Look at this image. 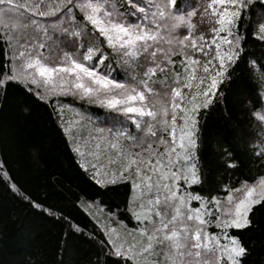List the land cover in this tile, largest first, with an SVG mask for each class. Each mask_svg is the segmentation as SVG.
<instances>
[{"label": "snow or ice", "instance_id": "obj_1", "mask_svg": "<svg viewBox=\"0 0 264 264\" xmlns=\"http://www.w3.org/2000/svg\"><path fill=\"white\" fill-rule=\"evenodd\" d=\"M251 6L252 0H0V43L12 53L11 74L6 70L0 85L31 86L41 100L77 96L123 115L138 130L76 121L64 128L69 135L76 130L75 151L96 161L97 184L128 182L137 226L108 241L126 264L246 259L239 236L226 230L252 224L250 213L264 203V175L228 188L223 199L185 186L199 183L197 114L213 103L239 58L238 26ZM253 35L264 41V21ZM112 58L130 81L103 70ZM226 164L236 166L231 157ZM210 224L220 232H210Z\"/></svg>", "mask_w": 264, "mask_h": 264}, {"label": "trees", "instance_id": "obj_2", "mask_svg": "<svg viewBox=\"0 0 264 264\" xmlns=\"http://www.w3.org/2000/svg\"><path fill=\"white\" fill-rule=\"evenodd\" d=\"M262 18L264 0H252L250 15L238 26L240 56L229 66L213 103L197 114L199 183L185 186L193 194L223 199L228 188L264 175V41L253 35ZM197 23L198 31H207V25ZM11 56L0 43V78L6 70L11 74ZM101 67L115 79L130 81L115 58ZM29 87L14 81L0 85V264H126L82 203H95L106 216L134 229L128 182L97 184L91 167L96 161L75 151L76 133L66 134L64 128L77 114L87 116L92 127L137 134L136 126L77 96L41 100ZM227 157L235 167H227ZM85 162L88 167L81 166ZM250 215V226L226 231L245 246L243 264H264V203ZM208 230L220 232L214 224Z\"/></svg>", "mask_w": 264, "mask_h": 264}, {"label": "rangeland", "instance_id": "obj_3", "mask_svg": "<svg viewBox=\"0 0 264 264\" xmlns=\"http://www.w3.org/2000/svg\"><path fill=\"white\" fill-rule=\"evenodd\" d=\"M262 21H264V18H262V20H260L258 22V24ZM81 117L83 118L82 121L80 119ZM74 121L80 122V123H85V124H88L90 122L89 119L87 118V116H85V115L83 116V115H79V114H77V116L75 118H72V120H70V124L72 125V123ZM89 127H92L91 123L89 124ZM72 133L73 134L76 133L75 128H73ZM258 135L259 134H256L255 136H258ZM260 135H261L260 142L264 141V133H262ZM75 137H76V135H75ZM82 206L92 216V218L99 224V226L101 227V229L104 231L105 235L107 236L108 241H109L110 235L112 236L113 239H115L116 234H120L121 236H124L127 234L128 231L132 230V229H129L127 227L120 225L119 222L118 223L115 222V220L108 217V215L106 216L105 215L106 213L101 208H99L95 203L83 202ZM110 229H114L115 232L110 233L109 232ZM137 239H139V237H137ZM130 240H131V238L129 237V241Z\"/></svg>", "mask_w": 264, "mask_h": 264}, {"label": "bare ground", "instance_id": "obj_4", "mask_svg": "<svg viewBox=\"0 0 264 264\" xmlns=\"http://www.w3.org/2000/svg\"><path fill=\"white\" fill-rule=\"evenodd\" d=\"M11 51V50H10ZM120 67V66H119ZM72 97V96H71ZM50 98V97H49ZM57 105V104H56ZM104 111V110H103ZM106 111V110H105ZM116 120V119H115ZM104 124V123H103ZM108 127V126H107ZM87 160V159H86ZM112 214V213H111ZM115 215V214H114Z\"/></svg>", "mask_w": 264, "mask_h": 264}]
</instances>
